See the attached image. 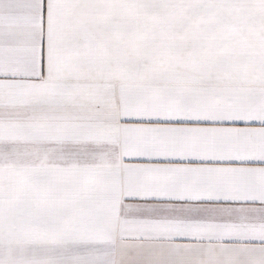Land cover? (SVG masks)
<instances>
[{"label":"snow or ice","instance_id":"snow-or-ice-1","mask_svg":"<svg viewBox=\"0 0 264 264\" xmlns=\"http://www.w3.org/2000/svg\"><path fill=\"white\" fill-rule=\"evenodd\" d=\"M0 264H264V0H0Z\"/></svg>","mask_w":264,"mask_h":264}]
</instances>
